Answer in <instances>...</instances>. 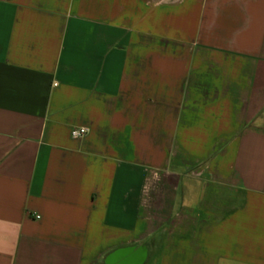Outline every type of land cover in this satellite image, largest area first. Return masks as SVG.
I'll return each mask as SVG.
<instances>
[{"label":"crops","instance_id":"0c3cea01","mask_svg":"<svg viewBox=\"0 0 264 264\" xmlns=\"http://www.w3.org/2000/svg\"><path fill=\"white\" fill-rule=\"evenodd\" d=\"M0 264H264V0H0Z\"/></svg>","mask_w":264,"mask_h":264},{"label":"built area","instance_id":"2783aa9c","mask_svg":"<svg viewBox=\"0 0 264 264\" xmlns=\"http://www.w3.org/2000/svg\"><path fill=\"white\" fill-rule=\"evenodd\" d=\"M88 130V126H75L71 128L70 134L73 138H81L88 132Z\"/></svg>","mask_w":264,"mask_h":264},{"label":"water","instance_id":"95a60500","mask_svg":"<svg viewBox=\"0 0 264 264\" xmlns=\"http://www.w3.org/2000/svg\"><path fill=\"white\" fill-rule=\"evenodd\" d=\"M144 253H143V255H142V253H141V257L138 259V262L137 263H140V261H142L143 259H144Z\"/></svg>","mask_w":264,"mask_h":264}]
</instances>
